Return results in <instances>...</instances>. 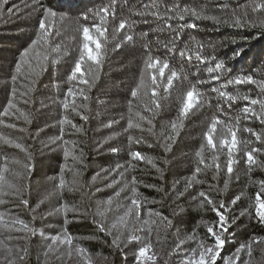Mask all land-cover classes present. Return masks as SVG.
<instances>
[{"label":"trees","instance_id":"16d2710c","mask_svg":"<svg viewBox=\"0 0 264 264\" xmlns=\"http://www.w3.org/2000/svg\"><path fill=\"white\" fill-rule=\"evenodd\" d=\"M0 264H264V0H0Z\"/></svg>","mask_w":264,"mask_h":264},{"label":"rangeland","instance_id":"374dc122","mask_svg":"<svg viewBox=\"0 0 264 264\" xmlns=\"http://www.w3.org/2000/svg\"><path fill=\"white\" fill-rule=\"evenodd\" d=\"M215 253H216V248H213V249H212V254L210 255L211 258L214 256ZM251 255H252V254H251Z\"/></svg>","mask_w":264,"mask_h":264}]
</instances>
